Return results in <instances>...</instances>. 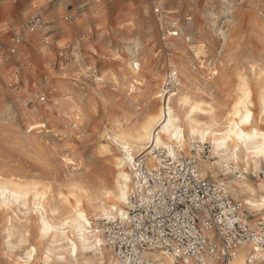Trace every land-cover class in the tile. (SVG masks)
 Masks as SVG:
<instances>
[{"label": "rangeland", "instance_id": "374dc122", "mask_svg": "<svg viewBox=\"0 0 264 264\" xmlns=\"http://www.w3.org/2000/svg\"><path fill=\"white\" fill-rule=\"evenodd\" d=\"M153 1L161 17L145 0H0V264H88L79 255L70 259L67 242L54 243L44 222L60 226L70 215L64 206L75 202L74 184L114 190L121 156L114 135L145 126L171 94H178L171 105L179 116L201 104L206 115L195 118L205 123L212 111L226 123L246 81L252 127L264 131V0ZM37 16L42 28L26 32L25 22ZM15 36L23 41L12 53ZM174 70L178 83L169 78ZM200 146L181 154L234 201L248 195L234 193L238 183L264 182V163L257 171L242 163L235 169L209 143ZM14 187L26 206L22 199L16 207L3 204L5 189ZM255 189V198L264 197ZM247 211L255 228L261 216ZM108 221L93 227L115 256L104 242Z\"/></svg>", "mask_w": 264, "mask_h": 264}, {"label": "bare ground", "instance_id": "6f19581e", "mask_svg": "<svg viewBox=\"0 0 264 264\" xmlns=\"http://www.w3.org/2000/svg\"><path fill=\"white\" fill-rule=\"evenodd\" d=\"M171 35L175 36L178 34L174 33ZM133 65L132 71H138L139 64L134 62ZM169 78L171 83L180 82L175 70L170 73ZM240 92L241 96L236 103L234 111L231 112V117L226 123L222 122L212 111H210L211 115L207 118L208 121L205 123L195 118L194 115L198 112L206 113V110L201 108V104L192 105L191 110L185 117L179 116L171 105L172 98L177 97L178 94H171L167 103L165 102L164 106L161 107L158 115L150 119L145 126L143 125L142 128L133 127L127 131H121L118 135H114L116 136L114 141L117 142L116 144H118L121 149V156L118 159L116 158L118 161V171L117 177H115L114 190L109 191L106 188H101L96 192H90L79 185L72 184L73 188H71L76 189L77 194L75 195L72 193L73 196L75 195V202L73 205L71 204V210L68 206H64V208L67 207V209L64 210H69L70 215L67 216L60 226L46 220L42 230H44L45 234L51 232L54 243L63 244V242H67V254L70 259L77 258L79 255L84 259V262L88 264H91L92 258H95L94 260L99 261L101 264H118L116 257L111 256L108 250L104 248L105 243H103L104 239H102V232L99 228L93 227V221L95 222L100 218L109 221L112 219H124L127 216V210L125 208L129 201V193L131 191L130 185L133 184V186H136L134 182L136 173L133 172L132 177L130 171H134L137 157H141L144 160L147 169H154L163 162V159L169 158L177 162L181 158L184 159L181 153L190 154L191 151L196 149L197 152H200V145L209 143L213 152L224 160L226 165L232 164L236 169L242 163L247 167H254L257 171L260 165L264 163V131L252 127L254 112L251 108L253 106L252 92L248 82L243 81ZM163 96L164 95H161V97ZM181 101L185 105L188 102L187 98L183 97H181ZM259 105L262 114H264V95L260 97ZM249 113H251V115H249ZM195 144L200 145L195 146ZM157 151H163V156L157 154ZM235 187V190L232 189L234 193L245 195L243 193L247 192L248 195L243 199L246 209L249 208L253 212L258 213L257 215L261 216V220L258 222L264 224V197L257 199L254 196V189H264V182L258 183L255 187L254 185L242 182L238 183ZM221 188L227 191L225 187ZM5 190H8L9 195H7V198L5 197L6 199L4 198L2 201L3 204L8 207L15 206V204L18 205L23 197V191L16 187L12 189L6 188ZM234 196L237 197V195ZM45 197L47 199V196ZM42 199L45 198L43 197ZM23 200L24 199H22V202ZM24 203L26 202L22 204ZM67 203L66 205H69V203ZM37 204L36 207L39 206L40 208L38 207V209H41L48 215L47 208L49 207H47L44 202H38ZM60 207L63 208L62 206ZM61 211L63 210L61 209ZM56 214L59 216L58 212L54 215ZM253 226H255V222H253ZM251 251V247H247V249H238L229 264H249L246 256ZM144 257L146 259H151L155 264H184V262H177L173 256L164 255L160 251L146 252ZM56 261L59 262L57 259ZM66 261L67 260L64 259V262ZM210 262L213 263L212 260H210ZM258 264H264V262Z\"/></svg>", "mask_w": 264, "mask_h": 264}, {"label": "built area", "instance_id": "2783aa9c", "mask_svg": "<svg viewBox=\"0 0 264 264\" xmlns=\"http://www.w3.org/2000/svg\"><path fill=\"white\" fill-rule=\"evenodd\" d=\"M145 1L161 17L158 5ZM42 25L37 16L28 19L24 28L35 33ZM22 41L19 36L12 38V53ZM135 172L127 216L105 224V242L118 264H155L144 257L149 251L171 255L184 264H229L238 249L247 247L252 248L246 256L249 264L264 262V224L252 228L244 203L202 178L194 161L167 158L150 170L137 158Z\"/></svg>", "mask_w": 264, "mask_h": 264}, {"label": "crops", "instance_id": "0c3cea01", "mask_svg": "<svg viewBox=\"0 0 264 264\" xmlns=\"http://www.w3.org/2000/svg\"><path fill=\"white\" fill-rule=\"evenodd\" d=\"M243 249H247V248H243Z\"/></svg>", "mask_w": 264, "mask_h": 264}, {"label": "snow or ice", "instance_id": "6c2138e0", "mask_svg": "<svg viewBox=\"0 0 264 264\" xmlns=\"http://www.w3.org/2000/svg\"><path fill=\"white\" fill-rule=\"evenodd\" d=\"M249 115H251V113H249Z\"/></svg>", "mask_w": 264, "mask_h": 264}]
</instances>
